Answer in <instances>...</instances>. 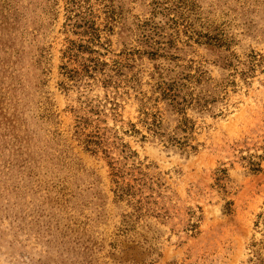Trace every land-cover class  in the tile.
I'll use <instances>...</instances> for the list:
<instances>
[{"label": "rangeland", "instance_id": "1", "mask_svg": "<svg viewBox=\"0 0 264 264\" xmlns=\"http://www.w3.org/2000/svg\"><path fill=\"white\" fill-rule=\"evenodd\" d=\"M0 264H264V0H0Z\"/></svg>", "mask_w": 264, "mask_h": 264}]
</instances>
